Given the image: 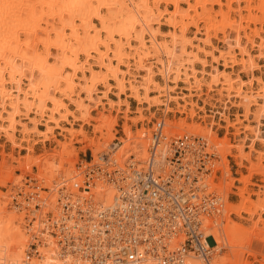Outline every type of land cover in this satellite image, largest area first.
I'll return each mask as SVG.
<instances>
[{"label": "bare ground", "instance_id": "6f19581e", "mask_svg": "<svg viewBox=\"0 0 264 264\" xmlns=\"http://www.w3.org/2000/svg\"><path fill=\"white\" fill-rule=\"evenodd\" d=\"M5 1L4 3L0 2V120L2 121L0 129L7 134L13 143H17L16 132L20 126L25 133L40 132L46 140L54 135L55 128L67 130L61 125V121H68L71 125L77 121L90 122L92 111L101 100L96 96L98 85L103 84L107 89H110V79L116 80L115 86L118 88L119 94L130 88L134 97L141 102H152L150 92L153 90V86L160 91V96L167 95L169 100L171 92L175 89L170 84L171 81L176 82L184 76L185 81L189 82L194 79V82L201 85L203 84L202 79L198 74L201 69L199 70L196 67V63L200 62L204 66L211 64L204 57H200V51H205L203 48L199 50L189 49V46H194L192 39L187 35L189 25L184 26L185 24H182L184 27L179 28L180 30L174 29L179 26L178 21L187 16V13H181V0H171L175 9L169 19L175 27L169 32L163 31L160 26H155L158 23L159 16L168 13L160 8L162 0H153L154 2L151 0H99L100 4L96 7H93L91 3L89 4L91 0H86L87 3L83 2V5L79 4L81 0H54V6L58 2V5L61 3L64 8L53 11V13L51 12L42 18L37 16L39 15L37 14L38 9L32 7V4L29 5L31 7L27 6V3L25 6H23L24 4L16 6L15 9L12 2L10 4L9 1L7 3ZM236 1L239 2V0ZM246 1L250 2L251 0ZM230 2L233 3L235 0ZM262 4L260 10L264 12V0ZM87 6L93 10L86 16L79 18L81 22L77 23L76 17L82 16L81 13H85L82 10ZM105 7L111 9V16H103L102 8ZM231 9H235L239 14H242L243 11V8H233L232 4ZM247 9L252 11L253 7L250 6ZM88 11L90 12V10ZM92 13L99 19V23L93 21ZM35 15L38 19L37 17L34 19ZM179 16L182 18L178 20ZM251 17L255 18L256 15L251 14ZM242 22L243 16L240 19L227 21V23H224L226 24L224 27L222 25L227 50L221 51H223L222 55L227 58L228 55L235 56L233 50L240 48L243 58L242 61H239L243 70L253 71L258 67V61L246 45L247 41L243 42L244 36L241 31L244 27H242ZM230 27L232 28L228 31L227 29ZM102 32H106L105 38L102 37ZM148 35L150 38L147 37ZM160 36L167 37V39L161 40ZM210 38L207 40H210ZM132 39H135L136 45L132 44ZM251 39L254 41V38ZM40 41L44 44L42 51L38 48ZM208 43L210 42L208 41ZM129 47L134 51L133 56L127 52ZM260 48L264 56V38ZM93 52L97 53L94 62L92 61ZM211 52L214 51L211 50L205 54L211 56ZM81 54L85 55V59L80 58ZM219 55L216 54V59L213 58V70L210 72L211 80L218 83L223 80L222 78L229 76L224 81V87L228 92V96L242 98L241 104L245 108V119L241 121H255V124H247L246 128L249 129V132L241 137V143L238 146L235 145L239 152L237 156L253 161L252 153L256 149V143L259 141L264 144V128H262L264 125V86H260V90L256 93V91H253L254 88L252 89L249 86L251 81L244 80L240 73L237 77H232V74L218 68L215 62H218L219 58L217 59V57H220ZM133 58L136 60L134 62L135 66L132 62H126L129 69H122L121 65L124 64L125 60ZM152 58L158 60L149 64L148 60ZM115 60L118 62L116 63ZM233 61H235L234 58ZM95 65L100 69H96ZM156 66L159 67L160 73L166 80L165 84H161L156 80ZM133 69L137 73H134L133 78L128 80L126 74ZM206 71L201 70L203 75ZM172 76H174V79ZM258 80L264 83L259 77ZM63 82L65 86H62ZM128 83H130V86ZM142 89L144 90L143 94ZM107 95L108 90L106 91ZM65 98L71 100L76 107L75 110L69 108L64 100ZM49 102L52 106L50 107L51 113L48 122L53 123V125H48L45 130H41L39 129L38 118L32 117L31 112L36 110L41 116H45L46 110L49 109ZM115 103L118 102H111L112 105H115ZM254 105L257 106L255 110L252 109ZM76 111H79V114ZM251 114L254 115L253 120L250 117ZM71 116L73 117L72 120L70 119ZM29 119H31L30 122H26ZM97 121L95 129L101 132L100 141L90 137L85 139L89 141L90 145H95L99 150L102 146H111L114 139L112 131L118 124V120L116 117L103 114L98 117ZM185 121L183 120L177 124L166 121V139H169L170 135L177 131L179 133L185 131L204 135L220 149L224 157H226L227 151L229 152L234 148L229 139L225 140L224 143H219L212 125H192L186 124ZM123 129L125 135L117 146V150L114 151V156L123 167H128L134 163L141 166L149 155L152 129L142 128L134 132L128 122L125 123ZM79 130L69 127L67 131L71 136L70 140L63 141L61 149L54 150L51 153H42L43 155L33 160H30L29 157V161L23 164L22 170L24 172L31 170L30 165L33 161L38 164L41 169L37 177L46 180V184L51 187V192L48 195L43 193L47 201L37 211V219L29 227L25 224V213L10 215L6 211L7 201L4 202L6 204L0 207V264H164L161 260V252L160 254L155 253L156 250L150 244H140L137 247V259L134 261L104 259L97 263L86 256L87 251H84V249L80 251V244L76 247L77 250L65 249L60 242V236L52 233L53 231H59L58 234L63 233L59 228L53 226L59 223L63 217L71 218L69 225H72L76 220L79 223L83 222L81 218H75L76 211L69 210V215L66 216L61 206L62 202L59 200V190L61 188L67 190L73 205H76V201L83 200L85 196V192L80 189L83 184L81 171L73 167L77 152L71 148L73 145L72 139L78 133H83ZM51 134L53 135L51 136ZM247 144L252 147L250 153L246 151ZM29 151H34V148L30 147ZM255 151L260 153L258 161H253L252 172L245 175L241 179L242 181H249L254 172L259 171L264 174L262 158L264 152ZM222 163L226 178L229 179L231 177L230 166L227 160H223ZM15 180L17 179L14 178L10 170L6 172L0 184H7L9 181ZM15 183L17 186L18 184L21 186L24 184V180L19 179ZM229 184H232V182ZM87 189L89 188L87 187ZM245 191L244 188L239 190L242 201L238 204L230 202L227 195L224 197L225 208L223 207L224 209L219 214L217 224H212L206 215L203 217L206 236L213 233L219 242L213 258L214 264H250L247 261L248 255L255 254L256 250H264V238L255 237L256 230L263 228L258 223L261 217L252 226H246L228 218L231 212L240 213L243 211L248 202L252 206L247 208L246 211L251 215L261 214V211L264 210V190L262 196L256 201L245 198ZM91 192L93 193L92 205L100 211L113 204L118 192V184L101 178L96 181V185ZM22 201L25 206L26 200L23 199ZM49 211L54 212L52 219L48 218ZM68 227H64V229L61 227L68 238L72 234L77 235L75 229L72 227L67 229ZM31 237H34L39 243V247L33 256L30 255L31 251L29 252ZM255 240H257V245L254 242ZM175 244L176 240L173 238L170 241V248L174 249ZM254 244L258 247L252 248ZM225 245L233 249L232 255L228 256L223 253ZM246 247L251 249L247 250ZM185 264L203 263L196 256L190 254L186 256Z\"/></svg>", "mask_w": 264, "mask_h": 264}, {"label": "rangeland", "instance_id": "374dc122", "mask_svg": "<svg viewBox=\"0 0 264 264\" xmlns=\"http://www.w3.org/2000/svg\"><path fill=\"white\" fill-rule=\"evenodd\" d=\"M4 1L5 0H0L1 3H4ZM32 1L6 0L5 2L6 3L12 2V6L13 7L15 6V9L20 5L22 6L23 4H24L23 6L27 5V3H28L27 6L32 4L31 5L32 7H35L36 10L38 9L37 14L39 15L37 14L36 15L40 18L46 17L51 12L53 13V11L55 12L56 10H60L64 8L60 2L59 5H61L62 7L58 5V2L54 6L55 4L54 0H32ZM151 1L154 2L153 0ZM217 1L218 0H181V10H182L181 13L183 14L187 13V16H185L183 19H181L182 17L179 16L178 20L181 19L182 21L181 20L178 21L179 26L177 27L174 26L175 27L174 28L173 25L170 23L169 18L171 17L172 11H174L175 6L171 2V0H162L160 3V8L161 10H165L168 13H165L161 17L159 16V18L157 19L158 23L155 24V26H160L163 31H168V32L171 31L172 28L181 29L183 26L182 24H185L184 26L189 25L187 30L188 31L187 35L189 38L192 39L195 46V47L189 46V49L199 50L200 48H203L205 51H200L199 53L200 57L202 58L204 57V59H207L208 62L211 63L208 66H204L200 62L196 63V67L199 70L200 69L207 70L206 73H204V75L202 74L201 70L198 73L200 78L202 79L203 84L200 85L197 82H194V79L187 82L184 80L183 78L184 76L176 82L171 81L170 84L173 87H175V89L171 92V97L169 100L167 99L168 98L167 95L160 96L161 94L160 91L155 89L156 87L153 86V90L150 92V94H156V95L152 96V102H141L139 99H136L130 88H128L124 93L119 94V90L115 86L116 85L115 79H110L109 81L111 85L110 89H107L103 84L98 85V94H96V96L99 97L101 100L99 101V103L95 105L94 107L95 109L92 111V120L90 122L86 123L83 121H77L74 123L75 125L74 124L71 125L68 123V121H61V125L67 130L69 127H72L75 128V130L81 129L79 131H83V133H78V135H76L71 141L73 144L71 148L75 150V152H77V155H75L74 157L75 161L73 165L75 169H79L78 166L80 162H84L86 165L87 164L89 165L90 163L87 162H89L92 159V156H93V160L91 163L96 162L98 160L99 153L108 150V146H102V148L98 150L95 145H90L89 141L85 139L86 137L87 138L90 137V138H94L97 141H100L101 132L95 129V124L98 123L97 121L98 117H100L103 114L110 117H116L118 120V124L112 131L114 133V139L112 140V142L114 141L117 142L122 140V138L125 135L123 127L127 122L131 126L132 130L134 132L135 131L137 132L142 128L152 129L153 124L162 117H165L167 119L166 121L172 124L173 123L177 124L182 122L183 120H186L185 121L186 124H192V125L199 124L202 126L212 125L213 129L216 132V138L218 139L220 144L222 142L224 143L225 140L227 141V139H229L230 144L234 145V148H232L229 152L227 151L226 157H224L223 153L220 151V149H218L221 156V162L217 161L216 164L218 166L219 165L222 166L223 160H227L231 169V177L229 179L226 178L225 173L221 176V186L225 190L224 191L225 197L227 195L230 202L236 204L240 203L242 201V196L239 194V190L242 188L246 190L245 191L246 193L244 195L245 198H249L251 200L256 201L259 199V197L262 196L263 193L262 191L264 190V174L262 172L259 171H258L259 173L254 172L250 177L249 181L247 182L242 181L241 179L245 175H249L252 172L251 169L253 168L252 167L253 161L257 162L258 157L260 155V153L255 150H260L264 152V144H262L259 141L256 143L255 145L256 149L252 153L253 161L248 160V158L243 159L242 157L237 156V154H239L237 150V146L239 143H241V137L245 135L247 132H249L248 131L249 129L246 128L247 124L249 123L255 124V121L254 122L253 121L250 122V120L241 121L242 119H245L244 116L245 108L244 105L241 104L242 98L236 96L235 97L228 96V92L224 87L225 85L224 81H226V79L229 76H227L226 78L225 77L222 78L223 79L222 80L223 82L221 81L222 83L221 82L216 83V82H212L210 72L213 70L212 68L214 65V59H216L215 55L220 54L219 55L220 57H217V59L219 58L218 62H215L218 68L223 69L229 74H232L233 75L232 77H237L238 74L240 73L241 77L244 78V80L251 81L252 84L249 83V86H251L252 89L254 88L253 91H256V93L258 90H260L261 87L264 86V83L258 80L259 77L261 78V80L264 81V56L262 54V49L260 48L261 42L264 38V12L260 10V7L263 5L262 4L263 0H251L250 2L246 0H239L238 2L235 0V2L233 3L230 2L231 0H219L218 2ZM83 2H85V4L87 3L86 0H81L79 1V4L83 5L84 4ZM90 3L91 5H93V7H96L98 6V4H100L99 0H91L89 4ZM231 4L233 8H238V7L243 8L242 14L236 12L235 9L230 10ZM153 5L155 4L153 3ZM250 6L253 7L252 11H249V9H247ZM88 10H90V12ZM91 10L93 9L89 6H87L84 10H82L85 13H81L82 16L76 17L77 23L81 22V19L79 18H82L83 16H86L87 14L91 13ZM102 14L103 16H111L112 14L111 9L107 7L102 8ZM251 14L256 15V17L252 18ZM36 15L34 19H36L37 17ZM210 15L212 16V18H210L211 17ZM242 16H243L242 27L244 28H242L241 33L244 36L243 42L247 41L246 45L251 50L253 56H255L256 61H258L257 62L258 67L253 71L247 69L243 70L242 64H240V61H242L243 58V54H241L242 50L240 48H236L233 50V54L235 53V56L228 55V57L225 58V55H222V52L227 50L225 48L226 44L224 42L225 33L222 32L223 27L226 25L224 23H227V21L229 20L231 21L238 18L240 19ZM92 19L94 22L99 23V19L93 13H92ZM235 24L237 25V23ZM43 25L46 26L45 23H43ZM231 28L232 27H230L227 30L230 31ZM52 36L54 37L55 35ZM102 37L104 38L106 37V32H102ZM147 37L150 38L149 35ZM208 38H210V40H207ZM251 38H254V41ZM160 39L161 40L167 39V37L160 36ZM251 40L253 44L251 43ZM208 41L211 44L208 43ZM132 44L136 45L135 39H132ZM39 45L40 46L38 48L39 50L42 51L44 49L43 42L40 41ZM113 46H115V44H113ZM211 50L214 51L211 52L212 57L209 54H205L210 52ZM52 51L54 52L55 50L53 49ZM127 52H129L131 56L134 55V51L131 50L130 47L127 49ZM96 54H97L96 52H93V58H92L93 62L95 60ZM80 58L85 59V55L81 54ZM233 58L235 59L236 62L233 61ZM156 60L158 59L152 58L149 59L148 62L150 64V62H154ZM115 62L117 63L118 61L115 60ZM126 62L128 63L132 62L133 66H135L134 62H136V60L134 58L131 60L126 59L124 64L121 65L123 67V68L121 67L122 69L128 70L129 67H127ZM94 67L96 69H100V67H98L97 65H95ZM133 70L131 72H127L126 78L128 80L133 78L132 75L134 73H137L135 69ZM155 71H156L155 73L156 80L159 81L161 84H165L166 80H164L163 75L160 73L159 67L156 66ZM80 75L82 74L80 73ZM172 78L174 79V76H172ZM128 85L130 86V83H128ZM62 86H65L64 82L62 83ZM246 89H248V87H246ZM107 90H108V95L106 96ZM141 91L143 94L144 90L142 89ZM121 96L125 97V99L118 101L114 100V97L119 98ZM64 100L69 105L70 109L72 110L76 109L75 105L71 102L70 99L65 98ZM112 101L118 103L112 105L111 104ZM137 105L138 107H135ZM48 106L49 109L46 110L45 116H41V114H39V112H36V110L31 112L32 117L38 118L39 129L41 130H45L48 127V125H53V123L48 122V117L51 113L50 107L52 106L50 102ZM256 108L257 106L255 105L252 107L253 110H255ZM76 112L77 114H79V111ZM250 117L252 119L254 118V115L251 114ZM70 119L72 120L73 117L71 116ZM30 120L31 119L27 120L26 122H30ZM1 123L2 121L0 120V124ZM262 128H264V125L262 126ZM67 130H63L62 128H55L54 129L55 136L51 134V136L53 135L51 138L44 140L45 136H43L40 132H33L30 134L25 133L22 130V127L20 126L16 132L17 143H13V141L9 139L7 134H5V132H3L0 129V181L6 175V172L10 170L14 178L17 179L15 181H9L7 184H0V203H1L0 207L6 204L4 202L7 201V206H6L7 213H9L10 215H12L13 213H17V214L25 213L24 220H25V224L28 227L31 226L34 222L29 223L30 209L27 208L29 203L25 201L27 203L24 206L22 200L23 199L26 200L27 193L31 191L30 189H32V186L34 185V181L32 179L38 178L37 175L39 174L41 167L33 161L32 164L30 165L31 170L24 172V170H22V166L25 162L29 161L28 159L30 158H31L30 160H33L45 154V152L51 153L54 152V150L61 149L62 142L70 140L71 137ZM28 147L29 148L33 147L34 151L30 152ZM251 149L252 147L247 144L246 145L247 153H250ZM227 155H230L231 157L228 158ZM262 158L264 165V154ZM19 179L24 180V184L21 186L20 184H18L17 186V184L15 183ZM228 182L229 183L232 182L233 185L229 184ZM251 206H252L251 203L249 202L246 203V206H244L243 211H241L240 213L235 211L231 212L228 218H231L233 221L240 222L246 226H252L261 217L258 223L259 226L263 228L256 230L255 237H259V239H263L264 210L261 211V214L251 215L246 211V209L251 208ZM36 219L34 221H36ZM35 242L37 243V248H36V244H33ZM254 242L256 244L257 240H255ZM255 244L254 246H252V248L258 247L255 246ZM38 247H39L38 241H36L34 237H31V245L29 250V252L31 251L30 252L31 256L35 254ZM229 247L230 246L228 245H225L223 247V253H225L228 256L232 255L231 252L233 251V249ZM245 249L249 250L251 248L246 247ZM247 261L250 264H264V250L263 251L256 250L255 254H249L247 257Z\"/></svg>", "mask_w": 264, "mask_h": 264}, {"label": "built area", "instance_id": "2783aa9c", "mask_svg": "<svg viewBox=\"0 0 264 264\" xmlns=\"http://www.w3.org/2000/svg\"><path fill=\"white\" fill-rule=\"evenodd\" d=\"M166 126L165 117L153 124L149 155L141 166L134 163L123 167L116 160L114 151L121 141L112 142L108 150L100 152L96 162L91 163L92 156L89 165L79 163L83 200L73 205L64 188L59 190V200L66 216L69 210L76 211L75 218L83 222L76 220L69 225L71 218L63 217L53 225L63 232L52 233L60 236L65 249L77 250L80 244V251L84 249L86 256L100 263L104 259L134 261L137 247L150 244L155 253L161 252L164 264H185L190 254L203 264H214L219 242L213 233L206 236L203 217L206 215L212 224H217L224 205V171L223 166L216 164L221 162L220 152L197 133L176 132L166 139ZM101 178L116 182L118 192L110 207L98 211L92 205L91 191ZM32 180L34 185L26 197L29 223L34 222L37 211L47 201L43 193L51 192L44 178ZM53 215V211L48 212V218ZM61 227H72L77 235L68 238ZM173 238L176 244L171 249ZM33 244L37 248V243Z\"/></svg>", "mask_w": 264, "mask_h": 264}, {"label": "crops", "instance_id": "0c3cea01", "mask_svg": "<svg viewBox=\"0 0 264 264\" xmlns=\"http://www.w3.org/2000/svg\"><path fill=\"white\" fill-rule=\"evenodd\" d=\"M156 94H151V96H155ZM125 99V97H123V96H121V97H114V100L115 101H118V100H124ZM135 107H138V105L137 106H135ZM136 109V108H135Z\"/></svg>", "mask_w": 264, "mask_h": 264}]
</instances>
